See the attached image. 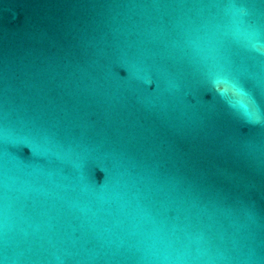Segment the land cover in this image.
I'll list each match as a JSON object with an SVG mask.
<instances>
[{
  "label": "water",
  "instance_id": "1",
  "mask_svg": "<svg viewBox=\"0 0 264 264\" xmlns=\"http://www.w3.org/2000/svg\"><path fill=\"white\" fill-rule=\"evenodd\" d=\"M0 264H264V0H0Z\"/></svg>",
  "mask_w": 264,
  "mask_h": 264
}]
</instances>
